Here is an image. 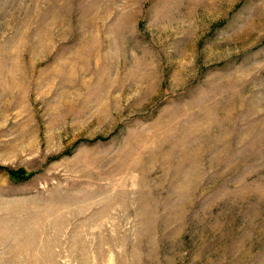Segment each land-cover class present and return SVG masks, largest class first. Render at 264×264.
I'll use <instances>...</instances> for the list:
<instances>
[{"label":"rangeland","instance_id":"rangeland-1","mask_svg":"<svg viewBox=\"0 0 264 264\" xmlns=\"http://www.w3.org/2000/svg\"><path fill=\"white\" fill-rule=\"evenodd\" d=\"M0 264H264V0H0Z\"/></svg>","mask_w":264,"mask_h":264},{"label":"trees","instance_id":"trees-1","mask_svg":"<svg viewBox=\"0 0 264 264\" xmlns=\"http://www.w3.org/2000/svg\"><path fill=\"white\" fill-rule=\"evenodd\" d=\"M12 176H14V174H12Z\"/></svg>","mask_w":264,"mask_h":264}]
</instances>
